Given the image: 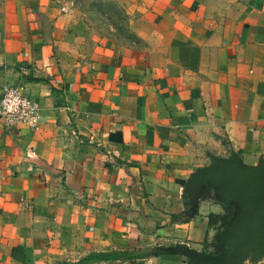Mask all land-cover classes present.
Here are the masks:
<instances>
[{
    "label": "crops",
    "instance_id": "0c3cea01",
    "mask_svg": "<svg viewBox=\"0 0 264 264\" xmlns=\"http://www.w3.org/2000/svg\"><path fill=\"white\" fill-rule=\"evenodd\" d=\"M10 85L40 123L0 122V264H190L149 252L206 250L190 174L264 156V0H0Z\"/></svg>",
    "mask_w": 264,
    "mask_h": 264
},
{
    "label": "water",
    "instance_id": "95a60500",
    "mask_svg": "<svg viewBox=\"0 0 264 264\" xmlns=\"http://www.w3.org/2000/svg\"><path fill=\"white\" fill-rule=\"evenodd\" d=\"M207 186L217 189L222 203L234 206L218 239L221 252H207L184 243L164 246V250L188 259L190 264H247L264 260V156L248 163L237 151L229 156L211 155V162L196 168L184 186L193 216Z\"/></svg>",
    "mask_w": 264,
    "mask_h": 264
},
{
    "label": "built area",
    "instance_id": "2783aa9c",
    "mask_svg": "<svg viewBox=\"0 0 264 264\" xmlns=\"http://www.w3.org/2000/svg\"><path fill=\"white\" fill-rule=\"evenodd\" d=\"M0 122L7 127L19 125L36 129L40 123V105L20 86H7L0 95Z\"/></svg>",
    "mask_w": 264,
    "mask_h": 264
},
{
    "label": "trees",
    "instance_id": "16d2710c",
    "mask_svg": "<svg viewBox=\"0 0 264 264\" xmlns=\"http://www.w3.org/2000/svg\"><path fill=\"white\" fill-rule=\"evenodd\" d=\"M217 189L213 188L212 186H207L206 188V192L202 198L206 199L208 197L212 198L213 200H215L218 203H221L223 205L224 208V212L223 213H209V226L213 227L216 226L217 224V228H216V234H215V238H214V242H212L211 244H215V250L214 251H210V250H204L207 252H212V253H220L221 252V245L219 243V236L221 235L223 229L225 228L228 220L231 218V216L233 215L234 212V206L233 205H227L222 203L217 196ZM186 196H188L186 194ZM191 202L188 201L187 202V210L186 211V218L185 219H189L190 217H192L191 214ZM168 252H166L164 250V246H158L153 248L152 250H150L149 254H154V255H162V254H167ZM169 254V253H168ZM106 258V259H111V258H116L117 255L113 254V255H96L93 256L91 259H95V258ZM187 262H190L188 259H186Z\"/></svg>",
    "mask_w": 264,
    "mask_h": 264
},
{
    "label": "rangeland",
    "instance_id": "374dc122",
    "mask_svg": "<svg viewBox=\"0 0 264 264\" xmlns=\"http://www.w3.org/2000/svg\"><path fill=\"white\" fill-rule=\"evenodd\" d=\"M117 15L118 16L116 19V23H117L118 31L121 35H123L124 37H127L129 33H128V27H127L125 17H124V15H122L119 12ZM97 21H100V20H97ZM202 204L203 205L201 206V209H200V206H198L197 214L200 213L203 216H208L209 213H217V212L223 213L224 212L223 205L221 203L216 202L215 200H213L210 197L204 199ZM217 225L210 227V231H208V233H207L209 238H207V239L211 240V242L209 244L204 242L202 244L203 249H207L210 251L215 250V244L214 243L211 244V243L215 241L214 238H215V234H216V228L218 227ZM211 234H213V235H211Z\"/></svg>",
    "mask_w": 264,
    "mask_h": 264
}]
</instances>
